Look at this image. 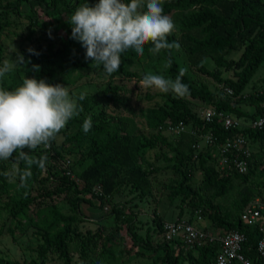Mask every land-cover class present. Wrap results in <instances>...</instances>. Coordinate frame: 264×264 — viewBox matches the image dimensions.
I'll use <instances>...</instances> for the list:
<instances>
[{"label":"trees","instance_id":"1","mask_svg":"<svg viewBox=\"0 0 264 264\" xmlns=\"http://www.w3.org/2000/svg\"><path fill=\"white\" fill-rule=\"evenodd\" d=\"M86 2L92 6L98 0H6L0 2V9L6 15L10 10L20 13L22 3H26L30 8L28 16L33 21L36 18L35 6H40L47 15H62L61 29L64 34L61 37L60 46L55 49L49 46L47 52L31 46L22 48L21 55L26 63L24 75L18 84L1 88L13 90L22 84L24 77L44 79L47 83L57 84L54 65L58 58H62L74 67L103 68L91 59L86 60V49L80 42L71 38V25L67 19L78 6ZM162 7L163 14L176 23L175 31L168 40L179 43V49L186 58V66L193 74L196 71L212 79L215 85L220 84L222 89L230 88L231 94H225L219 90L213 91L204 80L195 83L188 73L184 72L182 82L189 89L185 97H177L171 92L161 93V96L165 98L162 103H153L141 109L145 127L156 130L150 134L140 131L132 117L103 111L99 114L90 113V100L85 97L84 100L79 101L82 108L80 115L73 117L67 123L75 127L74 131L71 135L64 134L66 141L88 139L89 145L82 155L78 156L71 149L63 148L62 142L58 143L55 139L51 141L50 149H36L30 153L35 160L46 156L43 169L35 163L29 166L25 161L18 159V151L14 153L8 163H15L17 166V179L14 186L20 189H16L10 195L3 207L0 206V217L6 218L5 226L1 227L0 234L6 232L14 237L17 230L24 233L26 228H34L33 234L38 238L37 258L24 261L23 264H46L49 254L57 256L61 261L60 264H72L73 250L78 252V264H95L87 257L89 251L96 249V245H100L102 258L107 264H121L123 258L126 261L134 257L149 260L147 264H211L219 251L218 242H206L195 248L183 250L180 241L163 239L161 233L164 220L155 212L151 226H147L145 232L141 233L137 227H134L136 226L134 208H131V212L127 214L114 204L111 213L114 214L115 225L110 233L87 231L85 235H82L78 223L84 216L78 217L80 214L78 202L82 200L90 204L89 199L77 197L69 212L58 209L52 199L49 201L43 199L50 198L52 192L71 191L78 196L85 192L92 193V188L96 185L100 186L102 194L92 193V195L99 200V204L110 200L122 186H129L131 192L135 191L140 195L150 194L152 189L149 172H157L158 169L150 166L146 156L157 144L174 151L172 157L174 163L168 168L172 169L178 179L165 186L169 190L170 203L177 196H182L176 219L186 218L191 221L194 210L199 209L202 221L206 220L205 216L209 220V223L205 225L200 224L204 229L213 226L222 230L243 232L246 236L243 253L253 261H260L256 251L257 228L242 223L240 212L251 198L256 195L264 196V193L253 195L250 188L243 187L240 189L239 201L230 207H222L214 203L213 199L229 191L233 187L232 180H238L247 186L258 167L264 172V125L258 129L248 127L225 129L217 117H213L212 121L203 120L197 114V109H191L186 98L212 105L218 111H226L246 120L253 119L260 113L261 103L264 100V76L261 79L260 88L255 93L245 95L244 90L258 67L264 64V0H162ZM2 25L3 23L0 22V26ZM150 47H152L151 43L144 46L143 56H138L131 49L122 53L120 70L113 74L134 77L135 73L127 70L126 63L130 58L136 60L143 58ZM29 49H33L34 53L29 52ZM1 52L0 45V57ZM159 53L165 60L164 72L174 80L182 70L174 48L161 50ZM232 53H236L237 57H232ZM206 58L211 60L212 66L206 65L204 62ZM169 60H171V67H166ZM33 65H38L39 71L34 70ZM224 70H231L232 75L223 77ZM119 88L121 86L108 84L104 89L105 101L113 103L110 100H115L114 95ZM242 104L250 105L252 107L250 112H247ZM87 117H91L92 128L85 133L82 125ZM180 121L189 123L199 133L211 131L215 136L214 144L204 146L197 152V148H194L192 144L198 140L196 135L199 133L192 135L188 132L175 135L176 144L170 143L163 135L162 129ZM232 134L245 135L250 148L252 144H258L261 154L253 153L251 150L246 173L220 174L216 169L215 158L210 156L209 150L216 149L227 136ZM184 148L195 152L192 157L196 159L203 171L201 188L208 194L207 198L202 197L188 183L190 176L183 166L184 161L190 156L186 155ZM66 158L70 160L69 167L73 173L78 162L84 158L89 160V163L79 172L78 182L64 173L60 161ZM6 167V161L0 160V193L9 191L5 177ZM25 171H30L31 175L24 177ZM44 182L52 187V190L48 188L43 190L39 187L40 191L33 195L31 190L35 187L34 185ZM186 200L188 205L193 207L192 214L188 216L183 215L184 210L181 206ZM205 208L209 210L207 215H205ZM123 227L125 231L121 233L120 230ZM155 236H160V239L153 242ZM0 264L19 263L0 255Z\"/></svg>","mask_w":264,"mask_h":264},{"label":"rangeland","instance_id":"2","mask_svg":"<svg viewBox=\"0 0 264 264\" xmlns=\"http://www.w3.org/2000/svg\"><path fill=\"white\" fill-rule=\"evenodd\" d=\"M6 0H0V2H5ZM49 1V0H46ZM71 1V0H68ZM26 3H22L20 7V13L10 10L7 15L4 11L0 9V22L3 23L0 26V45L2 46V52L0 57V67L3 66V62L8 60L10 63L17 59V55H21V49L26 47H34L43 52L48 51V47L51 46L55 49L61 44V37L64 35L61 29V19L62 15H47L40 6H35V21H33L30 16H28L30 10ZM7 21V23H4ZM174 21V20H173ZM175 23V21H174ZM176 26V23H175ZM177 42V41H176ZM176 58L180 63V68L192 78L196 83L197 81L204 80L207 82L208 86L215 91L225 92L219 85H215L212 79H209L203 75H200L195 71V75L190 68L186 66V58H184L183 53L180 49L174 48ZM232 57L236 58L237 54L232 53ZM186 57V56H185ZM207 66H212L213 63L209 58L204 60ZM165 60L161 58L160 53L151 54L148 52L143 58L136 60L130 58L126 63V68L128 71L135 73L134 77H125L122 74H112L107 75L103 68H84V67H74L69 62L58 58L54 65L57 84H61L68 88L70 94H75L77 97L79 94L83 93L85 97L90 100V113L99 114L100 112H108L114 115H123L125 117H132L136 122L139 130L146 133H154L156 130L148 129L145 127V122L141 116V109L152 105L153 103H162L164 97L161 96V92L155 89H145L140 87L139 82L143 76L147 73L154 75H162L165 78H170V76L164 72ZM26 71V63L24 62L20 66L17 65L6 73L3 77H0V88L8 87L10 85H15L20 82L21 77ZM264 72V66L261 65L254 75L252 76L251 82L245 87L244 94L255 93L260 87L256 78ZM231 70H224L222 73L223 77L231 76ZM255 81V82H253ZM253 83V84H252ZM108 84L121 86L117 93L114 95L115 100H110L109 103L106 102L105 87ZM252 84V85H251ZM251 85V86H250ZM192 110L199 111L202 103L191 98H186ZM108 101V100H107ZM243 108L250 112L252 107L248 104H242ZM251 108V109H250ZM86 114L85 112H83ZM75 127L73 125H67L61 132L56 136L55 140L58 143L61 141L63 148L71 149L76 155H82L89 145L87 138H82L79 140H64V134L71 135ZM193 132L199 133L193 126L187 123L186 130L184 133ZM163 135L166 139L172 143L176 144L175 135L168 131H163ZM193 135V134H192ZM199 141V147L197 152L203 149L205 146L201 141L199 135H196ZM192 143V142H191ZM186 155L190 156L184 161V168L189 173L190 181L189 185L197 190L202 197L207 198L208 194L201 188L203 184V171L198 166L196 159L192 156L195 152H190V150L184 148ZM251 150L253 153L261 154L260 147L258 144H252ZM207 152V150L205 151ZM210 156L215 158L216 163V149L209 150ZM174 151L169 149L164 145L157 144L152 150H150L146 156L147 161L150 166L154 169H158L157 172H149V177L151 181V193L147 195H140L138 192L132 191L129 186H122L119 191L110 198V200L104 201L99 204L92 193L95 195L96 187L92 188L91 192H85L84 194H76L71 191H63L60 193L52 192L51 197L43 198L45 201L52 199V202L57 205V208L69 212L72 203L77 197H83L89 199L91 203L80 200L78 202V210L80 211V216H84L83 220L78 223V228L82 235H85L87 231L98 232V233H110L114 229L115 219L114 214L111 213V208L116 204L117 208L122 209L123 213L129 214L131 208H134V213L138 216L141 213L142 219H136V226L138 230L145 232L147 226H151L152 217L155 215L154 212L163 218L165 221H170V219H176L182 196H177L172 203L169 202L168 195L169 190L165 185L170 184L178 179L169 165L174 163L172 160ZM89 163V160L83 159L75 165L74 169V180L78 182L79 172ZM213 163V162H212ZM6 171L9 175H5L8 190L5 193H0V206L3 207L9 200L10 195L16 189L20 187L14 186L17 179V166L15 163H8L6 160ZM233 187L224 193L219 194L213 199L214 203L220 204L222 207L232 206L239 201L241 188L248 187L251 189L253 195L264 193V172L257 168L254 175L248 181L247 186L241 184L238 180H232ZM33 190H31L33 195H36L40 190L39 187L45 189H51L46 182L42 184H35ZM16 187V188H15ZM188 200L182 203V208L184 210L183 215L188 216L192 214L193 207L188 205ZM104 206L106 208H104ZM209 213V210L205 208V215ZM92 217V219H89ZM6 218L0 217V229L4 227V220ZM205 223H209V220L205 216ZM134 223V222H133ZM34 228L28 227L25 232L16 231L14 237L2 232L0 234V255L9 257L12 261H17L19 264H23L24 261H29L30 259L37 258V244L38 238L33 234ZM125 227H123L120 232L123 233ZM160 236H155L153 242L158 241ZM183 245V244H182ZM182 249H189L183 245ZM121 247V246H120ZM178 248V247H176ZM185 248V249H184ZM159 254L161 252H158ZM157 254V253H155ZM72 264H78V252L76 250L72 251ZM88 260L93 261L95 264H107L101 255L100 245H96L95 250H91L88 253ZM149 260L134 257V259H122L121 264H147ZM61 261L57 256L48 255L46 264H60Z\"/></svg>","mask_w":264,"mask_h":264},{"label":"clouds","instance_id":"3","mask_svg":"<svg viewBox=\"0 0 264 264\" xmlns=\"http://www.w3.org/2000/svg\"><path fill=\"white\" fill-rule=\"evenodd\" d=\"M67 22L71 25V38L86 49L85 59L102 66L109 76L120 70L121 54L129 49L143 56L144 46L149 43L151 54L180 47L178 42L168 40L176 26L163 14L162 0H98L92 6L86 2L75 9ZM28 51L34 53L33 49ZM24 62L19 54L11 63L5 60L0 77ZM166 67H171V60ZM33 68L39 71L38 65ZM183 75L184 70H180L173 80L147 73L139 85L183 98L189 93L182 82ZM84 99L83 93L77 97L67 87L44 79L24 77L22 84L13 90L0 88V160H9L18 151L19 160L43 169L46 156L35 160L30 153L41 146L49 148L68 121L80 115L79 101ZM82 128L85 133L91 130V117L85 118ZM30 175V171L24 172V177Z\"/></svg>","mask_w":264,"mask_h":264},{"label":"built area","instance_id":"4","mask_svg":"<svg viewBox=\"0 0 264 264\" xmlns=\"http://www.w3.org/2000/svg\"><path fill=\"white\" fill-rule=\"evenodd\" d=\"M227 94H231L230 88H224ZM197 114L205 121H212L213 117H217L225 129H241L252 128L258 129L264 125V100L261 103L260 113L253 119L246 120L236 117L226 111H218L214 106L207 105L202 107ZM187 124L177 122L169 124L163 131H168L178 136L186 130ZM196 135L197 132H193ZM205 146L214 144L215 136L211 131L197 134ZM247 137L243 134H232L227 136L224 141L216 148V169L220 174L229 172L246 173L248 170V159L250 157L251 148ZM194 148L199 147V141L192 144ZM37 149H44L42 146ZM47 149H50L47 148ZM60 164L64 168V173L71 179H74V173L69 167L70 160H61ZM96 195H101V188L96 185ZM104 208H106L104 206ZM240 220L242 223L255 226L258 231L256 251L260 261H253L243 253V243L246 236L243 232L237 230L217 229L211 231L204 229L200 223L202 216L199 209L193 212L191 221L186 218L174 219L171 221H163L162 237L165 240H178L186 248L192 249L206 242H218L219 251L211 264H264V196L256 195L251 198L242 208L240 212Z\"/></svg>","mask_w":264,"mask_h":264},{"label":"crops","instance_id":"5","mask_svg":"<svg viewBox=\"0 0 264 264\" xmlns=\"http://www.w3.org/2000/svg\"><path fill=\"white\" fill-rule=\"evenodd\" d=\"M262 65L264 66V64H262ZM260 66H261V65H260ZM260 66H259V67H260ZM259 67H258V68H259ZM263 76H264V72L261 73V74L256 78V80L258 81V84H259V85L261 84V79L263 78ZM251 79H252V78H251ZM249 82H251V80H250ZM253 82H255V81H253ZM252 84H253V83H252ZM252 84H251V85H252ZM251 85H250V86H251ZM246 86H247V85H246ZM220 87H221V86H220ZM212 90L215 91L214 89H212ZM244 91H245V90H244ZM215 92H217V91H215ZM204 106H207V105L203 104V106H201V108L204 107ZM140 215H141V213L139 212V213H138V216H136L135 219H142ZM89 219H92V217H89ZM171 220H174V219H170V221H171ZM165 221H166V220H165ZM205 222H206V221H202L200 224H202V225L207 224V223H205ZM209 227H210L209 230H211V231H216L217 229H219V228H216V227H213V226H212V227L209 226ZM140 232L143 233L142 230H140Z\"/></svg>","mask_w":264,"mask_h":264}]
</instances>
